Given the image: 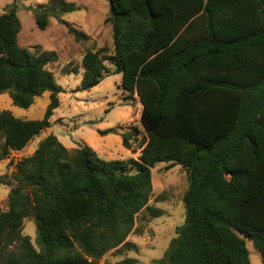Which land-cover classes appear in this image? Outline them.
<instances>
[{
  "label": "trees",
  "instance_id": "obj_1",
  "mask_svg": "<svg viewBox=\"0 0 264 264\" xmlns=\"http://www.w3.org/2000/svg\"><path fill=\"white\" fill-rule=\"evenodd\" d=\"M107 1L113 52L86 50L80 89L101 81L108 60L141 102L146 139L137 159L105 161L87 145L44 137L15 163L14 183L0 175L11 186L0 264H98L127 243L141 210L161 214L148 205L160 162L185 168L188 186L184 223L154 264H248L246 236L264 264V0ZM15 2L0 12V93L27 108L48 91L49 103L42 119L0 110V161L48 127L62 90L47 68L54 52L18 45ZM34 15L44 29L57 9ZM26 217L38 250L22 234Z\"/></svg>",
  "mask_w": 264,
  "mask_h": 264
},
{
  "label": "rangeland",
  "instance_id": "obj_2",
  "mask_svg": "<svg viewBox=\"0 0 264 264\" xmlns=\"http://www.w3.org/2000/svg\"><path fill=\"white\" fill-rule=\"evenodd\" d=\"M14 0H0V12ZM16 13L20 22L17 43L31 52H54L47 68L54 81L61 87L59 105L49 118L48 127L35 135L22 149L10 151L0 161V175L13 178L15 163L30 156L39 142L53 134L66 148L87 145L105 161L137 159L140 145L146 139L139 121L141 102L135 92L122 89L121 73H114V66L105 61L108 73L88 90L80 89L82 57L88 49L107 48L113 52L112 28L105 21L108 16L107 0H16ZM66 11H60L62 7ZM45 7L57 9V15L48 17L47 26L38 28L35 13ZM75 35H79L78 39ZM49 103V92L35 97L27 108L14 105L7 92L0 93V110L7 109L22 119H42ZM106 132V133H103ZM129 133L130 148L122 144V136ZM152 192L148 205L161 214L152 217L143 209L135 216L134 226L125 245L107 251L98 264H154L161 259L176 236V228L184 223L185 209L182 200L188 186V174L179 164L169 167L160 162L151 168ZM11 186L0 184V211L6 210ZM22 234L35 243L36 224L33 217L22 222ZM248 252V264H263L261 254L249 237H243Z\"/></svg>",
  "mask_w": 264,
  "mask_h": 264
}]
</instances>
